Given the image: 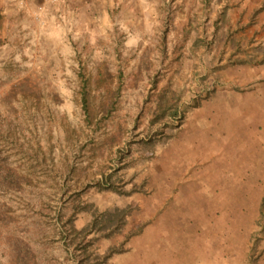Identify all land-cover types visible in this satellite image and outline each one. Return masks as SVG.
Instances as JSON below:
<instances>
[{
	"label": "rangeland",
	"instance_id": "374dc122",
	"mask_svg": "<svg viewBox=\"0 0 264 264\" xmlns=\"http://www.w3.org/2000/svg\"><path fill=\"white\" fill-rule=\"evenodd\" d=\"M1 1L0 264H264V0Z\"/></svg>",
	"mask_w": 264,
	"mask_h": 264
},
{
	"label": "trees",
	"instance_id": "16d2710c",
	"mask_svg": "<svg viewBox=\"0 0 264 264\" xmlns=\"http://www.w3.org/2000/svg\"><path fill=\"white\" fill-rule=\"evenodd\" d=\"M85 103H87L85 101ZM165 108L160 107L158 112L156 113V116L154 117V121L159 122L162 121V119L166 118L169 115H173L174 117L178 116V110L177 105L174 104L173 101L170 100V102H167L164 104ZM87 107V105H84ZM8 171L5 167H3L0 170V184L2 185L5 181L4 178L8 179ZM111 189L117 187L115 185L111 184ZM125 213L123 211L121 212H103V213H94L93 218L91 222L88 224L87 227L84 228V230L81 231L80 234H84L87 236H90L93 233H102L105 232L106 236H112L113 234L117 233L120 228L122 227V224L124 222V216ZM80 236V235H79ZM77 236V239L79 238ZM75 239V241L77 240ZM12 252H14V264H29L30 261L33 259L32 254L27 251V249L22 245L21 242H16L13 247H11ZM121 251V250H120ZM90 256H86V259L83 260V263H85L86 260L89 259ZM98 260V257L96 258Z\"/></svg>",
	"mask_w": 264,
	"mask_h": 264
},
{
	"label": "crops",
	"instance_id": "0c3cea01",
	"mask_svg": "<svg viewBox=\"0 0 264 264\" xmlns=\"http://www.w3.org/2000/svg\"><path fill=\"white\" fill-rule=\"evenodd\" d=\"M16 4H19L18 1L19 0H14ZM46 1V0H44ZM43 0H28V4H32L36 7H46L45 4L43 5ZM10 3L9 0H2V3ZM47 2V1H46ZM96 2H98V4H96ZM74 3V4H72ZM108 1L107 0H67V2L63 5H61V7L58 8H62V9H96V8H102L104 4L107 5ZM72 4V6H71Z\"/></svg>",
	"mask_w": 264,
	"mask_h": 264
}]
</instances>
